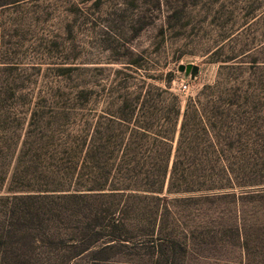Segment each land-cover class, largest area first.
<instances>
[{
  "label": "rangeland",
  "instance_id": "obj_1",
  "mask_svg": "<svg viewBox=\"0 0 264 264\" xmlns=\"http://www.w3.org/2000/svg\"><path fill=\"white\" fill-rule=\"evenodd\" d=\"M158 89L151 157L190 192L77 191L94 131L160 129ZM0 264H264V0H0Z\"/></svg>",
  "mask_w": 264,
  "mask_h": 264
},
{
  "label": "trees",
  "instance_id": "obj_2",
  "mask_svg": "<svg viewBox=\"0 0 264 264\" xmlns=\"http://www.w3.org/2000/svg\"><path fill=\"white\" fill-rule=\"evenodd\" d=\"M158 90L159 101H168L169 103L168 114L164 115L160 129H154V126L146 121L133 126L130 122L131 119H129L124 120L125 126L117 134L112 135L94 131L91 136L95 142H98L97 145L93 146L95 148L94 155L97 156L98 162H96V166H92L96 169H92L91 176H88L86 180L83 179L84 187L77 191L95 192L94 195L108 198L123 197L125 194H129L127 197L140 199L142 197L149 198V196L150 198L158 197L159 199V195L164 193L165 187L168 193L190 192L191 187H189L188 182L185 179L176 178L179 165L177 156H175L170 171H168V159H162L161 161L159 156L151 157V154L157 153L163 146H167L168 127L172 125L173 117L176 119L181 113L179 98L171 95L167 90ZM166 97L170 99L167 100ZM199 105L201 103L196 99L190 100L185 105L184 118L179 131V141L183 139L186 129H188L187 118L189 114L194 111L197 112ZM128 106L132 110L131 115L139 109L145 115H152L156 110L141 94L134 98ZM163 128H167V130ZM147 139L152 140L151 146L145 150L149 160L136 161L134 157L144 150V146L138 145L136 140L146 141ZM87 155L90 156V154H85V156ZM86 164L88 163L85 162L84 165Z\"/></svg>",
  "mask_w": 264,
  "mask_h": 264
},
{
  "label": "water",
  "instance_id": "obj_3",
  "mask_svg": "<svg viewBox=\"0 0 264 264\" xmlns=\"http://www.w3.org/2000/svg\"><path fill=\"white\" fill-rule=\"evenodd\" d=\"M184 67H182V69H183ZM186 70L188 71V72H191V74H192V76L194 77L197 73H198V71H199V68L197 67V66H187L186 67Z\"/></svg>",
  "mask_w": 264,
  "mask_h": 264
},
{
  "label": "built area",
  "instance_id": "obj_4",
  "mask_svg": "<svg viewBox=\"0 0 264 264\" xmlns=\"http://www.w3.org/2000/svg\"><path fill=\"white\" fill-rule=\"evenodd\" d=\"M187 88H188V86L186 84H182L181 85V90L182 91H185Z\"/></svg>",
  "mask_w": 264,
  "mask_h": 264
}]
</instances>
